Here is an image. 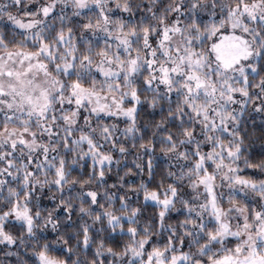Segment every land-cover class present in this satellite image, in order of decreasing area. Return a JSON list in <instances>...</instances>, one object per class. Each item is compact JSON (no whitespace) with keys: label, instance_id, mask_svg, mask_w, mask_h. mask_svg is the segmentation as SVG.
I'll list each match as a JSON object with an SVG mask.
<instances>
[{"label":"snow or ice","instance_id":"1","mask_svg":"<svg viewBox=\"0 0 264 264\" xmlns=\"http://www.w3.org/2000/svg\"><path fill=\"white\" fill-rule=\"evenodd\" d=\"M0 264H264V0H0Z\"/></svg>","mask_w":264,"mask_h":264}]
</instances>
